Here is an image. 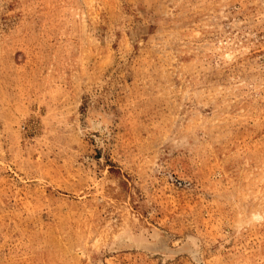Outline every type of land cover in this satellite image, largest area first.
Returning a JSON list of instances; mask_svg holds the SVG:
<instances>
[{"label": "rangeland", "instance_id": "374dc122", "mask_svg": "<svg viewBox=\"0 0 264 264\" xmlns=\"http://www.w3.org/2000/svg\"><path fill=\"white\" fill-rule=\"evenodd\" d=\"M0 264H264V0H0Z\"/></svg>", "mask_w": 264, "mask_h": 264}]
</instances>
